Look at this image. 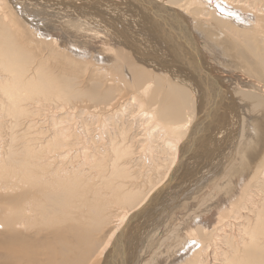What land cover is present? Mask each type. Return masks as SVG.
Returning <instances> with one entry per match:
<instances>
[{"label":"bare ground","instance_id":"bare-ground-1","mask_svg":"<svg viewBox=\"0 0 264 264\" xmlns=\"http://www.w3.org/2000/svg\"><path fill=\"white\" fill-rule=\"evenodd\" d=\"M0 264H264V0H0Z\"/></svg>","mask_w":264,"mask_h":264},{"label":"rangeland","instance_id":"rangeland-1","mask_svg":"<svg viewBox=\"0 0 264 264\" xmlns=\"http://www.w3.org/2000/svg\"><path fill=\"white\" fill-rule=\"evenodd\" d=\"M147 215H148V216H151L150 212L146 213V216H147ZM161 218H162V217H161ZM158 219H160V217H158ZM155 220H157V218H156ZM150 221H151V220H150ZM153 223H154V221H153V222L151 221V222H150V225H151V226H154L155 224H153ZM127 244H128V243H127ZM127 249H128V247H127ZM129 254H130V251H129Z\"/></svg>","mask_w":264,"mask_h":264}]
</instances>
